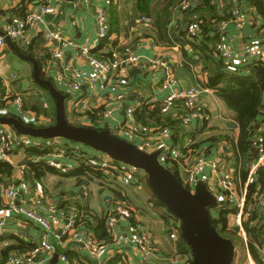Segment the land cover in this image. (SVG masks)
<instances>
[{"label": "crops", "instance_id": "1", "mask_svg": "<svg viewBox=\"0 0 264 264\" xmlns=\"http://www.w3.org/2000/svg\"><path fill=\"white\" fill-rule=\"evenodd\" d=\"M110 1L90 0L86 4L83 0H51V4L57 8V12L46 14L45 24H40L38 29L29 31L27 35L31 39V44L25 45L17 42L20 46L18 48L7 42V46L0 50V80L4 95L9 93L8 96L15 94L23 96L25 106L36 116L37 124L33 125L49 126L55 122L54 98L46 88L35 82L33 64L29 60L21 58L18 54L19 51L25 56L36 59L41 67L40 73L42 72L45 78L42 74L41 76L44 79L52 80L57 88L66 94V115L71 124L109 129L117 135L118 129L129 121L132 129L139 135V142L144 139L150 140L154 148L158 149L160 137L155 132L156 128L143 126L136 121L135 116L129 120L127 110L132 108L135 111L145 102L155 103L159 100L163 104L169 91L162 89L165 72L156 65L155 61L165 62L171 75L179 80L182 88L196 86L202 89L199 105L207 114L206 123L200 124L195 120L187 127L190 131L199 130L194 142L201 143V150H198L195 155H202L208 160L221 157L226 161V164L218 173H213L209 166L206 167L204 176L198 181L205 182L217 198L220 195H225L227 198L225 208L232 209V198L235 202L242 195L244 189L234 167L233 141L238 140L240 129L234 120L235 112L216 91L202 88V84L208 78L207 72L200 57L194 54L192 42L195 39L190 37L187 32L190 25L188 13L195 7H202L204 0H181L176 7L174 6L173 15L163 33L158 31L156 16H151L152 24L149 27L137 22L139 14L136 11L134 0H113V7L120 22L121 31L110 34L108 39L101 40L98 35L96 11L102 7L110 12L109 9L112 7ZM184 1H188L190 4L187 10L180 8ZM41 2L42 0H33L32 2L31 0H0V32L3 31L8 20L15 16V10L25 7L28 12L38 11ZM165 3V0H157L154 3V13L163 8ZM214 4L219 13L223 12L225 8L223 0H214ZM228 4L232 5V9L235 6L233 0H228ZM238 7L247 14L250 22L247 26L239 28L231 18L227 20L226 33L236 50L246 47L254 40H264L261 38L264 28L260 31L257 29L264 24L262 16L254 7L248 6L245 0H238ZM47 28L60 30L64 38L72 41L73 44L64 42L58 45L48 44L43 35V30ZM218 28L219 24L216 27L217 34H219ZM101 44L102 46H100ZM85 45L96 46L93 49H98L99 53L109 57L111 62L116 65L108 82L100 81L94 86L89 84L93 68L81 52L80 48ZM30 46H32L31 53L22 51L27 50ZM57 49L63 53L59 60L53 58V53ZM184 50L193 56L195 61L186 60ZM130 56H135L138 60L130 63L127 61ZM17 62H20L22 69L16 72L14 67ZM135 67L141 69L142 72L132 74V68ZM65 68H69L71 71L66 72L65 82L59 83L56 76L58 72H64ZM242 68L241 74L243 75H251L255 72L253 66ZM120 78L128 79L129 84L120 85L118 82ZM74 82H78L81 88L72 92L70 87ZM117 95H123L122 102L116 99ZM183 109L186 110V107ZM260 113L258 124L253 131H250L252 132L251 140L264 132V110ZM15 115L18 116L12 103V97L0 102V116ZM231 123H236V126H232ZM0 128L8 130L11 140L10 144L6 146V158L0 162H8L14 167L12 176L0 174V215L6 220V229L2 234L5 238L0 239V260L4 247L14 244V237L39 245L43 234V228L40 225L11 210L9 190L18 191L16 204H21L30 196L20 190L19 185L22 181H27L30 184L32 194L44 195L46 200L42 207L44 211L48 210L49 205H57L60 210L66 213L71 208H78L83 213V220H87L89 224H94L96 217H108V213L121 204L128 209L130 219L135 220L139 226L147 229L150 233L156 247L152 264H168V258L178 253L176 243L168 238V225L163 217L162 208L156 204L152 192L150 193L145 187L144 180H142V185H123L111 176L104 179L93 176L89 180L85 175L65 176L63 173L54 174L49 171L44 174L41 180H38L33 177L34 173L31 172L30 165L41 161L47 164L45 157L48 153L40 157L32 154L28 148L15 143L19 134L11 126L0 123ZM172 136L167 139V143L173 147L182 148L181 144H174ZM214 136H229L233 141H222L217 146L210 147L207 140ZM187 143L186 139V146ZM0 146H2L1 141ZM62 147L68 154L67 161H72L74 164L81 163L72 152L78 148L76 144L62 138ZM87 148L84 152L90 154L98 152ZM256 153L257 149L253 145V152L247 163V168ZM193 157L183 154L182 159L177 163L180 178L185 177V165L191 163ZM222 180H226L229 187V191H225V193L220 184ZM255 210L258 212L257 220L263 223L264 209L256 207ZM129 217L127 219L117 217L116 235L112 236L108 229L109 238L101 242L102 245L97 251L96 258L92 257L85 246L66 240L63 244L58 245L56 253L60 255L71 251L76 255V258L71 260L89 264H97V261L101 260H106L109 264L111 261L113 264H143L141 254L134 244L117 241L118 236L125 237L130 233V224L127 221ZM252 217L254 218L255 215L252 214ZM67 219L66 214V217L62 218V224H65ZM59 248H61V252H58ZM29 253L36 255L34 264H60L59 258L57 263H51L53 258L47 259L46 255L39 251V247L35 251L12 252L11 256ZM250 258L248 250L245 248L243 256L235 259V264H252ZM253 263L255 264L254 261Z\"/></svg>", "mask_w": 264, "mask_h": 264}, {"label": "built area", "instance_id": "2", "mask_svg": "<svg viewBox=\"0 0 264 264\" xmlns=\"http://www.w3.org/2000/svg\"><path fill=\"white\" fill-rule=\"evenodd\" d=\"M86 4L90 0H83ZM235 6L231 10V20L239 27H245L249 24L250 20L247 14L238 7V0H233ZM190 7L188 1H184L180 8L182 10H187ZM57 12V8L51 4V0H42L38 11H31L22 18L18 16L11 17L5 24L4 29L0 32V50L7 46V40H12L14 42H21L25 45L31 44V39L27 35L32 29H38L40 24H45V15L54 14ZM96 22L98 24V35L101 40L108 39L110 37L111 30V18L109 12L106 8H98L96 11ZM139 24L146 27L151 26L152 19L147 16H141L137 19ZM260 23L259 21H257ZM227 21H223L219 24V42L217 44V49L226 63V69L229 72L237 71L241 67L249 66L252 63L262 62L264 64V40H254L249 45L241 49H234L230 38L226 33ZM188 35L192 38L198 37L201 29L198 24H190L187 29ZM43 35L48 44L58 45L63 42L66 44H73L72 41H68L64 38L62 32L57 29H44ZM90 45L82 46L81 52L89 62L90 66L93 68V73L89 77V84L94 86L96 83L102 81V83L108 82L111 78L112 72L116 65L107 59H100L98 57L92 56L90 54L91 49L95 48ZM63 53L61 50L57 49L53 53V58L55 60L61 59ZM138 60L135 56L128 57L127 61L134 63ZM156 65L162 68L165 72V79L162 83V89L168 90L169 93L164 98L162 104V112L168 113L173 108L177 100H183V103L188 109L187 115L184 117V125L189 127L193 121H197L202 124L207 120V114L199 105V97L202 93L200 87H190L182 88L180 86L179 80L173 77L169 71V67L165 62L155 61ZM71 69L65 68V71L58 72L56 79L59 83L65 82L66 72H70ZM75 73L74 71H72ZM120 85H128L129 80L126 78H120L118 80ZM71 91H78L81 86L78 82L71 84ZM9 93L4 95L3 86L0 83V102L8 98H13L12 103L16 108L18 116L23 119L24 122L31 124L36 121V116L30 111L26 110L24 106V98L19 94L8 96ZM116 99L120 102L123 100V95H117ZM127 116L129 120L134 117V110L129 108L127 110ZM160 140L158 144V149L154 148V145L150 140H143L139 142V135L132 129L127 121L121 128L118 129L117 135L121 138L128 140L131 143L136 144L140 149L147 152L159 151L158 160L159 162L166 166L167 168L173 169L174 164L182 159V148L173 147L167 143V139H170L173 131L164 126L158 133ZM187 146H191L194 141L191 137L187 138ZM0 141L2 146H0V161L4 160L7 156L6 146L10 144V136L6 128H0ZM253 145L257 149L256 156L250 161L248 165V175L247 179L243 185L242 195L235 200L232 198L234 212L233 225L238 226L240 230L244 231L243 222H245V204L248 188L258 182L261 171L264 169V137L261 134L255 136L252 140ZM18 146L30 148V147H40L51 149V151L46 155L45 159L47 164L57 168L62 173H69L80 164L85 166H90L94 170H98L106 174V176H111L113 179L118 181L123 185H130L132 182H139L140 169L133 167L132 165L125 163L120 160H116L110 157L108 154L102 152L88 153L84 152L82 149L83 145L80 144L76 146L77 149L72 150L75 156L81 163H73L72 161H67L66 158L68 154L62 147V138H50V139H38L32 136L21 135L15 142ZM195 149H189L187 154L188 157H193L191 163L185 165V177L182 183L187 186L188 189L194 191V184L200 180L204 175L206 167H210L213 173H218L224 168L226 161L221 157L214 158L212 160L206 159L202 155H195ZM142 171V170H141ZM144 173V171H143ZM145 174V173H144ZM146 175V174H145ZM180 175V174H179ZM221 187L224 188L223 192L229 191L228 183L226 180L220 182ZM20 190L29 194V198L24 200L21 204H16V197L19 195L17 190L11 189L8 191V197L10 199L9 204L11 210H14L17 214L23 216L29 221L40 225L43 228V234L39 242V251L44 253L47 259L53 258L54 254L57 252L58 245H61L66 240L67 242L79 243L87 250L90 251L92 257L96 258L98 249L101 247L92 233L86 228L82 227L83 224V213L77 208H71L70 211L63 212L57 205H49L48 210L44 211L42 209L45 205L44 195L32 194L31 186L27 181H22L19 185ZM215 192V191H214ZM218 206H222L223 202L227 199L225 195L218 196ZM230 199V194H229ZM223 207V206H222ZM256 207H261L264 209V190L260 192L253 205H251L250 210L254 211ZM224 208V207H223ZM214 211V210H212ZM67 221L62 224V218L66 217ZM120 216L123 219H127L130 214L127 208L121 204L108 213L107 226L112 236L116 235V225L118 222L117 217ZM264 226V217H263ZM6 229V220L0 215V237L3 231ZM244 229V230H243ZM129 234L125 237L118 236L117 241H123L124 243H132L136 246L137 250L141 254V260L143 264H152V258L156 252V247L153 243L152 237L147 229L137 226L136 228L129 227ZM245 234V232H243ZM168 238L173 242H177L181 239L180 223L175 217H171L169 220L168 228ZM264 253V249H262ZM251 263H253L250 258ZM60 264H89L85 262H77L71 260L66 253H61L59 255ZM192 261V254L188 253H176L168 258V264H189ZM36 262L35 253H29L24 255H13L8 260L7 264H34ZM97 264H109L106 260L97 261Z\"/></svg>", "mask_w": 264, "mask_h": 264}, {"label": "trees", "instance_id": "3", "mask_svg": "<svg viewBox=\"0 0 264 264\" xmlns=\"http://www.w3.org/2000/svg\"><path fill=\"white\" fill-rule=\"evenodd\" d=\"M32 1L33 0H31V2ZM156 1L157 0H134L136 11L139 14V17L147 16L152 18L151 16H156V25L158 31L160 33H163L165 27L167 26L170 18L173 15L174 6L176 7L181 0H165V6L154 13V3ZM223 1L225 4L223 12L219 13L217 11L214 0H204V5L202 7H195L188 13L187 16L190 18V24H198L201 29L199 36L194 38L195 41L192 42V47L194 50V54L200 57V61L202 62L208 76L207 81L202 84V88L213 89L216 91V93L225 101V103L235 112L234 120L236 121L240 129V136L237 141L231 140L229 136H214L209 138L207 140V143H209L210 147H213L217 146L222 141H233V146L235 149L234 167L236 169V174L240 179V183L244 185L248 175L247 163L250 160V156L253 152V139L251 140L252 132L250 131H253V129H255L256 124H258L259 116L261 115L260 112L264 110V104L262 103V96L264 93V64L262 62H259L249 65L253 66V69L255 71L251 75L241 74L243 70L242 67L235 72H226L227 65L217 49L219 34H217L216 27L221 22L230 20L232 5L228 4V0ZM245 1L247 2L248 6L254 7L264 19V0ZM110 2L112 3V7L109 9V13L112 18V27L110 30V34L119 33L121 31L120 22L113 7V0H111ZM14 12L15 16L22 18H24L28 14V11H26L25 7H22L20 10H15ZM263 28L264 24L260 25L257 29L260 31ZM7 42L11 46L18 48L20 47L17 42H14L12 40H7ZM102 44L100 46H102ZM22 51L31 53L32 46H30L27 50ZM183 53L186 60H188L189 62L195 61L194 57L190 56L185 50ZM90 54L100 59H107L112 61L109 57L99 53L98 49H91ZM42 76L45 78L43 74ZM184 107L185 105L183 103V100H177L170 112L163 113L162 102H160L159 100L155 103L145 102L142 106L134 111V116L136 121L141 123L143 126H153L154 128H156L155 132L157 133H159L164 126L169 127L173 131L174 144H181L182 152L184 154H187L189 149H195L196 151L201 150V143L194 142L189 147L185 145V141L187 138L191 137L193 141L196 139V134L199 130L190 131L188 130L187 126L184 125V117L188 113V109L184 110ZM25 108L26 110H28L26 106ZM204 123H206V121ZM261 136L264 137V132L261 133ZM28 151L40 157L44 154L49 153L51 149L40 146L30 147L28 148ZM30 167L31 172L34 173L33 177L38 180H41L44 174L48 171H51V173H62L57 168L51 167L43 161L38 163L34 162L30 165ZM169 169L174 172V174L182 182L179 175L177 162L174 164L173 169ZM139 171V182H132V184L142 185V180H144L145 187L151 193L152 191L147 184L146 175L143 173V171ZM13 173V165L8 162H0V174L5 176H12ZM64 175H85L89 180L93 176L100 177L102 179L108 176H106V174H104L103 172L94 170L90 166H85L84 164H80L77 168H75V170ZM263 190L264 169L260 173L258 182L248 188L245 204V213H247L245 215V219L248 216V219L244 222V229L248 235V240H246L245 248L248 250V254L253 259L255 264H264V253L262 252V249L264 248V226L262 223L256 222L258 219V212L257 210L251 211L250 207L254 204L257 195ZM151 194L156 204L160 208H162L163 217L166 220V224L169 228V220L174 216L170 214L166 210L165 206L155 198L153 193ZM121 198L125 200V198ZM222 206L224 208H221ZM222 206H216L217 210L211 211L212 223L222 236L233 239L232 237H234L238 233L233 228H229L228 215L235 212V209L232 210L225 208V202H223ZM252 214L255 215L254 218L252 217ZM107 220V216L96 217L94 224H89L87 220H83L82 227L91 232L92 235H94L95 239L99 243H101L102 241L108 240L109 238ZM127 221L129 222L130 227L133 226L136 228L137 226H139V223L137 224V222L133 219H130V217ZM3 238H5L4 235L0 237V239ZM38 247L39 245L37 243L25 242L14 237V244L4 247L0 264H6L10 259L12 252L19 253L22 250L35 251L38 249ZM58 252H61V248L58 249ZM188 252L191 253L188 246L184 244V253ZM66 254L70 259L76 258V255H74L71 251H66ZM110 264H113V261H111Z\"/></svg>", "mask_w": 264, "mask_h": 264}, {"label": "water", "instance_id": "4", "mask_svg": "<svg viewBox=\"0 0 264 264\" xmlns=\"http://www.w3.org/2000/svg\"><path fill=\"white\" fill-rule=\"evenodd\" d=\"M261 38L264 39V33L261 34ZM18 54L33 64L35 82L46 88L54 98L55 122L49 126H35L15 115L0 116V123L11 126L19 136L43 139L61 137L74 144H82L108 154L116 160L144 171L147 184L155 198L179 220L181 239L176 242L178 253H183L185 244L192 254V261L189 264H235L237 250L234 241L222 236L212 223L211 211L217 210L218 199L205 182L198 181L194 191H191L174 172L159 162V151L142 150L136 144L113 134L109 129L71 124L66 115V94L58 89L52 80L41 76L36 59L19 51ZM14 69L16 72L22 69L20 62L16 63ZM136 72L141 73L142 70L132 68V74ZM226 72L229 73L228 70ZM262 103L264 104V93ZM231 125L235 127L236 123ZM235 230L239 228L236 227ZM58 258L59 254L56 253L51 263H57Z\"/></svg>", "mask_w": 264, "mask_h": 264}, {"label": "rangeland", "instance_id": "5", "mask_svg": "<svg viewBox=\"0 0 264 264\" xmlns=\"http://www.w3.org/2000/svg\"><path fill=\"white\" fill-rule=\"evenodd\" d=\"M33 124H37V122L36 121H34V122H32ZM77 145H79L80 146V144H77ZM85 148H87L86 146H84V147H82V149L83 150H85ZM89 148V147H88ZM87 148V149H88ZM86 151V150H85ZM51 172V171H50ZM52 173H54V172H52ZM55 174V173H54ZM95 182H97V181H95ZM50 184H52V183H50ZM217 207H218V205H217ZM220 207V206H219ZM221 208H223V207H221ZM233 210V209H232ZM248 219V216L246 217V219L245 220H247ZM233 220H234V212L233 213H231V214H229L228 215V225H229V228L230 229H236V227H238V226H234V227H232V225H233ZM256 222H260L259 220H257ZM261 223V222H260ZM252 224H254V223H252ZM239 228V227H238ZM243 228H244V222H243ZM244 230V229H243ZM238 234H236L234 237H232L233 239V241H234V243H235V245H236V250H237V255H236V258H238V257H242L243 256V253H244V249H245V243H246V240H248V235H247V233H246V231L244 230V231H242V230H235ZM243 232H245V234L243 233ZM264 233V232H263ZM263 237H264V234H263ZM264 249V248H263Z\"/></svg>", "mask_w": 264, "mask_h": 264}]
</instances>
